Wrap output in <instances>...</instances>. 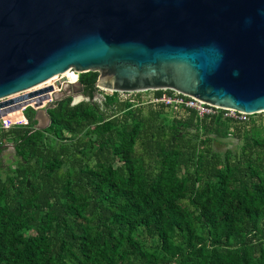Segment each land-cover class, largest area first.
<instances>
[{
    "label": "trees",
    "instance_id": "1",
    "mask_svg": "<svg viewBox=\"0 0 264 264\" xmlns=\"http://www.w3.org/2000/svg\"><path fill=\"white\" fill-rule=\"evenodd\" d=\"M97 77L64 76L86 100L55 103L48 127L28 107L26 126L0 131V154L14 146L4 176L0 161V264H264L253 116H172L140 94L99 102ZM215 137L241 144L218 151Z\"/></svg>",
    "mask_w": 264,
    "mask_h": 264
},
{
    "label": "water",
    "instance_id": "2",
    "mask_svg": "<svg viewBox=\"0 0 264 264\" xmlns=\"http://www.w3.org/2000/svg\"><path fill=\"white\" fill-rule=\"evenodd\" d=\"M88 72L100 90L264 113V0H0V100ZM52 107L35 111L36 130Z\"/></svg>",
    "mask_w": 264,
    "mask_h": 264
},
{
    "label": "built area",
    "instance_id": "3",
    "mask_svg": "<svg viewBox=\"0 0 264 264\" xmlns=\"http://www.w3.org/2000/svg\"><path fill=\"white\" fill-rule=\"evenodd\" d=\"M76 76H77V80H78V74H76ZM58 77L61 78L62 75L58 76ZM77 80H76V82H77ZM64 84L67 85V84H71V83L65 82ZM31 90H34L33 93L39 91V90H35L34 88ZM31 90H28L25 92H29ZM40 90H42V89H40ZM60 90H58L56 93H59ZM97 90H98V93L96 95L97 96L100 95L102 98L101 99L94 98V100H97L99 102L104 100V96H112L114 94V92H110V91H105V90H100V89H97ZM25 92H22L19 94H25ZM155 92L156 91H150V96H149V100L147 101V104H150L153 106L163 105V106L173 110L174 112L192 111L200 119L205 118V117H212V116L219 115V114L222 115L223 119H232L235 121H245V118L247 117V115H244V114L236 112V111L222 109L219 107H215L212 105L202 103V102L197 101L191 97H188L186 95H182L176 91L163 90V91H161V94L159 96H155L154 95ZM144 93H149V92H144ZM116 94H117V98L119 101H129L131 103H137L135 97L137 94H141V93H133V94L116 93ZM16 95H18V94H16ZM13 96H15V95H13ZM11 97L12 96L7 97V98H3L0 100V102L3 103V101H6ZM53 97L55 99L54 93L51 94L49 100L40 109H45L49 105L53 106L55 104ZM141 104H142V102H141ZM28 107L32 108L34 111L39 110V109L32 107V106H26V107L21 108L18 112L13 113L11 116H8L6 118L1 115L0 116V131H9L15 127L26 126L28 124V120L26 119L24 112ZM1 109L2 108H0V110Z\"/></svg>",
    "mask_w": 264,
    "mask_h": 264
},
{
    "label": "rangeland",
    "instance_id": "4",
    "mask_svg": "<svg viewBox=\"0 0 264 264\" xmlns=\"http://www.w3.org/2000/svg\"><path fill=\"white\" fill-rule=\"evenodd\" d=\"M65 78L64 77H59L58 79H56L53 83L51 84H45L43 86H40L38 88H36L35 90H39L35 93H33L34 90H31L29 92H25V94H20L17 96H13L11 98H9L6 101L0 102V108H2L1 110H5V113L3 114V117H8L11 116L13 113L18 112L21 108L26 107V106H32L35 107L37 109H40L43 107V105L49 100L50 96L52 93H54V96H58L57 95V91L60 90L64 91V89H66L63 93L64 95H68L66 97H74V100L72 101V104L74 102H81L83 100H86L85 97H82L81 92L79 91L78 87H68V84L65 85ZM67 83V82H66ZM76 83V82H75ZM74 83V84H75ZM73 85V84H72ZM42 89V90H40ZM108 91V90H105ZM103 93V92H102ZM106 93V92H105ZM141 102L143 107H145L146 109L150 106L149 104H147V101L149 100V96H150V92L149 93H141ZM65 97V98H66ZM95 98H99L101 99L102 97L100 95H96ZM54 99V97H53ZM155 108V107H153ZM166 111L168 113H170V115L172 116H184L183 112H174L169 109H166ZM249 119V117L247 116L245 118V120L247 121ZM252 119L255 122V125L258 126L259 129L263 130L264 129V113L261 114H257V115H253ZM42 120V118H41ZM47 122L46 120L41 121L40 126H46ZM263 134H264V130H263ZM233 139V138H232ZM226 144H230V147L233 148L239 144H241L238 140H233L232 142H228V143H221V144H217L216 148L218 149V151H224L227 148ZM8 147H4L3 148V152L0 154V161H1V171H2V176H4L3 171L8 169L9 167L13 168L14 165V151H13V145L11 143H8L7 145Z\"/></svg>",
    "mask_w": 264,
    "mask_h": 264
},
{
    "label": "bare ground",
    "instance_id": "5",
    "mask_svg": "<svg viewBox=\"0 0 264 264\" xmlns=\"http://www.w3.org/2000/svg\"><path fill=\"white\" fill-rule=\"evenodd\" d=\"M67 74H69V73H66V74H63L62 75V77H64V76H66ZM59 78V77H58ZM57 77H54L53 79H51L50 81H48V82H46L45 84H51V83H53L56 79H58ZM45 84H43V85H45ZM74 84V83H73ZM43 85H41V86H43ZM38 87H40V86H37L36 88H38ZM36 88H34V89H36ZM18 95H20V94H18ZM15 96H17V95H15ZM13 97V96H12Z\"/></svg>",
    "mask_w": 264,
    "mask_h": 264
},
{
    "label": "flooded vegetation",
    "instance_id": "6",
    "mask_svg": "<svg viewBox=\"0 0 264 264\" xmlns=\"http://www.w3.org/2000/svg\"><path fill=\"white\" fill-rule=\"evenodd\" d=\"M81 94H83V89H82ZM71 100H72V101L74 100V97H73V96H71ZM34 118H35V116H34ZM11 144H12V143H11ZM7 145H8V144H6L4 147H8ZM12 145H13V144H12ZM12 147H14V146H12Z\"/></svg>",
    "mask_w": 264,
    "mask_h": 264
}]
</instances>
